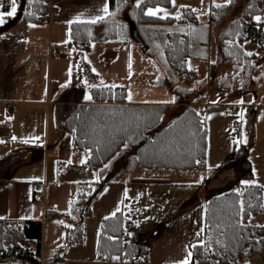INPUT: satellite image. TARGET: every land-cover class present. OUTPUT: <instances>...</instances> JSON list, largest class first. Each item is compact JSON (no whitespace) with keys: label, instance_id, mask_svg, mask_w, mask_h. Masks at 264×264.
<instances>
[{"label":"trees","instance_id":"obj_1","mask_svg":"<svg viewBox=\"0 0 264 264\" xmlns=\"http://www.w3.org/2000/svg\"><path fill=\"white\" fill-rule=\"evenodd\" d=\"M169 5L170 0H142L139 7L137 0H110V11L114 15L106 16L95 24H71L70 39L81 50L89 51L96 29L103 27L101 41L119 39L123 44L127 43L129 29L117 23L115 13L122 7L131 6L133 22L144 46L166 71L191 85L198 74L190 67V61L196 57L208 58L209 31L189 7L181 8V19H175V16L161 19L144 14L150 8ZM47 12L48 6L42 0H33L20 12V18L26 22H41L40 17ZM261 12L258 6L249 8L251 18L236 21L219 42L221 54L242 67L246 82L259 68L254 67L256 56L247 55L242 45L249 40L264 48V23L254 20L255 15ZM84 73L89 78L95 77L87 64ZM179 106L182 107L179 114L165 122L173 105L132 104L127 102L125 86L95 87L92 89V102L76 104L60 126L70 134L75 150L88 153L86 165L92 169L105 167L126 147L136 156L135 163L141 168L205 171L208 148L206 116L196 105ZM214 108L221 106H208L205 112ZM236 165L238 168V163ZM112 174L117 172L111 171L108 176ZM112 181L108 179L106 183L99 184L98 192ZM237 185L238 190L216 194L214 191L206 199L204 242L212 252L220 255L195 248L194 255L202 256L205 264H216L217 261L219 264H246L256 255L264 254V227H259L264 225L252 222L263 212L262 185L246 184L240 180ZM75 203L82 213V220L72 230H67L66 240L67 243L81 245L85 236L84 219L91 212L90 197L81 190ZM135 218L134 204L130 208L123 203L115 216L102 220L97 246L100 261L139 264V260L146 257V245L127 242L128 232L136 226ZM240 222L244 226L238 227ZM42 240V221L0 220V263L10 264L14 257L16 260L11 264H41ZM218 240L228 245L227 252L217 243ZM117 256L119 260L113 259ZM59 260L56 257L45 260L43 264H59Z\"/></svg>","mask_w":264,"mask_h":264},{"label":"crops","instance_id":"obj_2","mask_svg":"<svg viewBox=\"0 0 264 264\" xmlns=\"http://www.w3.org/2000/svg\"><path fill=\"white\" fill-rule=\"evenodd\" d=\"M53 1L57 10L54 12L51 22L44 23L22 21L20 12L29 3L27 0H18L17 16L15 18L5 17L7 23L1 26L2 32L0 33V141H3L0 143V220L42 221L43 260L56 259L57 254L60 253L58 252L59 241H66V235L62 234L58 242L54 244L58 247L52 251H50V247L53 246L50 243L46 244L47 236L44 232V224L48 223V217L56 213L54 208L57 203L56 200H53L57 195L56 192L67 191L65 194L68 200L73 201L76 207L77 194L83 190L90 197L91 209L101 199L116 198V203L112 206L117 210L120 206L118 197L109 196L111 193L104 197V194L107 187L123 185L124 194L127 193V198L134 201H146L148 204H155L156 206L160 205L164 208L162 217H168L179 207L176 198L178 189L172 187L188 184L173 182L169 177L158 175L156 172L145 174V172H140V169L146 168H139V166L135 170L129 169L130 164H127L125 160H119V158L111 161L114 163L111 168L105 166L100 169H92L86 163H82L87 159L88 153L75 150L70 134L60 125L76 104L92 102V99L85 98L83 78L92 80L98 77V73L93 71L95 73L94 78L86 76L84 73L85 64L89 65L91 70L95 69V63L100 61L101 57L112 54L108 51L115 47L117 39L101 41L100 36L103 27L96 29L95 33L98 38L94 40L89 51H83L79 46H73L70 39L71 24L78 23L72 21L79 18L80 22H88L97 16L104 15L102 9L107 4L110 11V0ZM0 3L4 4L0 11L10 10V0H0ZM252 6L260 7L262 9L261 17L264 18V0L255 2L245 12L248 13ZM115 14L119 22L128 25L129 35L135 37L131 28V23L134 24L131 10L127 8L123 11L117 10ZM248 15L250 19V13ZM31 25H36V27ZM136 34L141 37L137 29ZM210 40L209 37L208 58ZM78 56L80 60H78ZM93 88L95 87H90L91 97ZM256 94L260 104H263L264 88L257 91ZM248 99L255 104L252 97ZM155 104L179 106L194 103L183 100ZM201 104H204L205 108L212 106L208 105L206 101ZM8 106L12 107L11 112L7 110ZM13 137L16 139L13 140ZM25 141L28 142L25 143ZM236 169L238 168L236 167ZM111 171L117 172L118 177L98 192L99 184L108 181L107 176ZM243 175L251 176L247 180L252 179L250 170L246 169ZM221 179L224 182L229 181L224 180L223 177ZM42 181L46 182V197L44 196L46 199L40 202V198L35 197V183ZM202 182H206L204 184L206 185V198L209 193L220 187L217 180L214 183L207 182L205 176ZM250 182L255 183L253 180ZM97 192L98 195L94 198L93 196ZM92 197L93 199H91ZM110 203V208L105 211L107 212L105 215L115 211L111 208ZM205 210L206 202L205 209L200 214L199 223L195 218H192L201 227V233L204 232ZM77 211L81 221L82 213L78 209ZM65 213H62L63 217H69V214L64 216ZM176 214L177 212H175ZM86 219L88 221L86 225L90 221L97 223V225L99 223V220L95 219L92 214ZM86 219H84V228H86ZM80 221L77 224L81 223ZM162 222L163 220L160 221V223ZM184 227L185 225L182 223H177L169 229L163 227L158 229L154 235H151L146 229L142 231L141 235L139 233V240L133 244L147 246L145 264H178L184 259V255L164 249L161 244H158V241L166 237L169 232L175 229L182 231ZM186 228L188 227L186 226ZM150 236H153V239ZM82 261L84 264H121V262H102L99 260L98 254L97 258L92 261L72 257L66 262L64 259L63 261L60 259L59 264H77Z\"/></svg>","mask_w":264,"mask_h":264},{"label":"rangeland","instance_id":"obj_3","mask_svg":"<svg viewBox=\"0 0 264 264\" xmlns=\"http://www.w3.org/2000/svg\"><path fill=\"white\" fill-rule=\"evenodd\" d=\"M260 1L233 0L231 4L218 9L214 6V3L224 5L226 0H176L175 7L171 4L166 7L156 6L151 8L166 9L169 16L174 17L178 14L180 15L182 8L180 6H188L192 10L195 9L200 21L207 27L211 39L209 58L204 60L201 57H196L190 61V67L194 68L198 74L197 79L191 85L185 84L176 75L166 71L154 54L148 49L145 51L146 47L141 44L138 38L132 35H129L130 37H128V41L125 44L119 39L116 40L115 47L108 51L112 54L101 57L100 61L95 63V71L98 73V77L92 80L83 78L86 99L90 96V87L93 85L95 87L124 85L127 88V101L129 102L173 103L184 100L197 105L199 112L203 116H207V164L205 171H177L160 168L140 169V172H145V174L147 172H156L158 175L169 177L173 182L188 183L187 185L172 187L178 189L176 198L179 207L168 217H162L164 208L160 205L156 206L155 204H148L146 201H134L127 198V193H125L126 195L124 194L123 185L107 187L104 197L111 193L109 196L118 197L120 206H118L117 210L113 208L112 205H115L116 198L109 197L99 200L87 216L88 218L91 214L94 215L95 219L99 220V223L97 225V223L90 221L86 225L88 221L85 218L86 228L83 243L78 245L67 243V240L59 241L58 252L61 253V256L59 257V253L57 257L62 261L64 259L66 262L67 259H72V257L87 261L97 258L98 238L102 220L113 216V213H117L122 209L124 203L130 208L134 204V211L136 212V226L128 232L127 242L129 244L139 240L142 231L146 229L151 235H154L162 227L169 229L177 223H182L185 225L182 231L175 229L169 232L166 237L158 241V244H161L166 250L184 255V258L187 256L188 251H192V264L195 249L190 246L203 241L204 234L203 231L201 233V227L192 220V218H195L199 223L200 214L205 209L207 198L206 185H204L206 182H202L204 176L207 182L214 183L217 180L220 183V187L215 190L214 194L227 190H238V180L242 183H245V181L250 183L252 180L255 183H260L263 188V212L254 217L252 222L264 225V103L260 104L256 94L257 91L264 88V48L254 41L248 40L243 43L244 51L256 56L254 67L259 68L258 71L251 74L246 82L242 67L233 59L226 57L223 53L221 54L219 45L220 40L224 38L236 21L249 19V15L245 10L255 4V2ZM126 8L131 10V6H127L122 7L119 11H123ZM163 15L164 13L161 12L157 16ZM261 15L260 13L255 16ZM115 20L117 23L128 27L126 23L119 22L116 15ZM141 33L143 32L141 31ZM95 36V40H97L98 36L96 33ZM72 44L77 47L76 44ZM78 60H80L79 56ZM129 94L131 99H128ZM249 97L253 98L255 104L251 103V100L248 99ZM241 100L243 103H240ZM205 101L208 105H220L221 108H214L205 112V105L201 104ZM181 108V106L175 105L167 113L165 122L174 119ZM241 112L244 113L243 118L239 115ZM116 158L125 160L127 164L129 163V169L133 168L135 170L137 168L136 163H134L136 156L131 154L126 147L114 160ZM112 162L110 161L106 166L111 168L114 165ZM237 163L238 169H236ZM246 169L251 172L252 179L250 180H247L243 175ZM117 177V174H112L107 176V179L114 180ZM222 177L225 178L224 180L229 181L224 182L221 179ZM194 182L195 184H192ZM66 192L63 190L61 193L56 192L57 195L53 198L57 203L54 208L56 213L48 217V223L44 224V232L47 236L46 244L50 243L53 246L52 248L50 247V251L58 247L54 246V244L58 242L59 237L62 234L66 235L67 230H72L77 222L80 221L79 212L74 202L68 200ZM44 199L46 198L39 200L43 202ZM109 203L115 211L105 215L107 213L105 211L110 208ZM63 212L69 214V217H63ZM175 212H177L176 215ZM161 220H163L162 223H160ZM198 232L201 233L199 237L196 235ZM152 237L150 236L151 239H153ZM77 264L84 263L82 261ZM201 264H205L203 257L201 258ZM246 264H264V254L256 255Z\"/></svg>","mask_w":264,"mask_h":264},{"label":"snow or ice","instance_id":"obj_4","mask_svg":"<svg viewBox=\"0 0 264 264\" xmlns=\"http://www.w3.org/2000/svg\"><path fill=\"white\" fill-rule=\"evenodd\" d=\"M28 3H32L33 0H27ZM142 2V0H137V7L140 6V3ZM233 2V0H226V4L224 5H221V4H215L214 3V6L216 8H222V7H226L227 5L231 4ZM170 3L175 7L176 6V0H170ZM4 7V4L3 3H0V9H2ZM180 7H188V6H180ZM18 8H19V3H18V0H10V10L8 11H0V26L4 25L7 23V20L5 19V17H8V18H15L17 16V12H18ZM104 15H101V16H97L95 18H93L92 20L88 21V23H92V24H95L97 23L98 21H102L105 19L106 16H111V15H114V13L110 12L109 11V7L107 4L104 5L103 9H102ZM193 11H195V9H193ZM164 13L163 16H160L159 18L161 19H167L169 17V13L167 12L166 9H163V8H155V9H148L144 14L147 15V16H150V17H156L159 13ZM29 15H31V13H28ZM175 19H181L182 17L178 14L174 17ZM255 21L257 23H264V18H262L261 16H255L254 17ZM72 22H80L79 21V18H77L76 21H72ZM32 27H36V25H31ZM247 55L251 56L252 53H247ZM92 71L95 72V69H92ZM69 75H71V72H69ZM92 87H95V85H93ZM107 87V86H106ZM87 99L91 100L92 97L91 96H88ZM128 99H131V95L129 94L128 96ZM240 103H243V101L241 100ZM241 116V118H243V115L244 113L241 112L239 114ZM16 138L13 137V140H15ZM3 141H0V143H2ZM28 141H25V143H27ZM127 146V145H125ZM87 161L84 160L82 161V163H86ZM70 163V161H69ZM197 163H199V161H197ZM245 183L247 184L248 182L245 181ZM126 195V194H125ZM119 210V209H118ZM116 213H113L112 215L115 216ZM238 227H242L244 226L242 222H240L238 225ZM259 227H264V226H259ZM196 235L199 237L201 235L200 232L196 233ZM217 243L221 244L224 251L227 252L228 251V245L224 244L223 241H217ZM258 243V242H257ZM192 249H195L197 247H200V248H204L206 252H212V250L210 248H208L206 245H205V242L201 241L199 242L198 244H193L190 246ZM212 254L214 255H220L219 252H212ZM113 259H116V260H119L120 257H113ZM191 260H192V251H188L187 252V256L182 260V261H179L178 264H191ZM216 264H219V261L216 262Z\"/></svg>","mask_w":264,"mask_h":264},{"label":"built area","instance_id":"obj_5","mask_svg":"<svg viewBox=\"0 0 264 264\" xmlns=\"http://www.w3.org/2000/svg\"><path fill=\"white\" fill-rule=\"evenodd\" d=\"M42 2L48 6V12L40 17V21L44 22V23H50L52 20V16H53L54 12L57 10V8H56L53 0H42ZM7 110L11 112L12 107L8 106ZM0 117H1V114H0ZM35 188H36L35 197L43 199L45 196V182H36ZM64 216H67V213H65ZM15 260L16 259L14 257H12V259L9 261V263L11 264ZM44 262H45V260H43V258H42L41 264H43ZM145 263H146L145 257L141 258L139 260V264H145ZM192 264H201V257L198 254L193 256Z\"/></svg>","mask_w":264,"mask_h":264},{"label":"water","instance_id":"obj_6","mask_svg":"<svg viewBox=\"0 0 264 264\" xmlns=\"http://www.w3.org/2000/svg\"><path fill=\"white\" fill-rule=\"evenodd\" d=\"M131 28H132V32L135 34V38H138V40L141 42V44L144 45L141 37H139V35L136 34L137 28L135 27V24L131 23ZM146 50H147V48H145V51Z\"/></svg>","mask_w":264,"mask_h":264}]
</instances>
